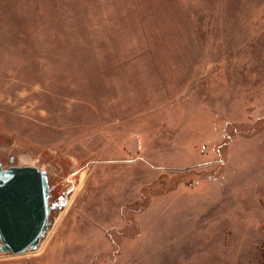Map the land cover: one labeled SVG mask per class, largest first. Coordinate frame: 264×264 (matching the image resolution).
I'll use <instances>...</instances> for the list:
<instances>
[{
    "label": "rangeland",
    "instance_id": "1",
    "mask_svg": "<svg viewBox=\"0 0 264 264\" xmlns=\"http://www.w3.org/2000/svg\"><path fill=\"white\" fill-rule=\"evenodd\" d=\"M15 160L49 238L0 264H264V0H0Z\"/></svg>",
    "mask_w": 264,
    "mask_h": 264
},
{
    "label": "water",
    "instance_id": "2",
    "mask_svg": "<svg viewBox=\"0 0 264 264\" xmlns=\"http://www.w3.org/2000/svg\"><path fill=\"white\" fill-rule=\"evenodd\" d=\"M46 180L35 168L0 171L1 250L19 254L34 250L46 230Z\"/></svg>",
    "mask_w": 264,
    "mask_h": 264
},
{
    "label": "bare ground",
    "instance_id": "3",
    "mask_svg": "<svg viewBox=\"0 0 264 264\" xmlns=\"http://www.w3.org/2000/svg\"><path fill=\"white\" fill-rule=\"evenodd\" d=\"M19 161H21V160H19ZM25 167H32V168H35L36 169V167H33V166H18L16 160L12 164L7 163L6 165H1V163H0V171H2V172H5V171L10 170V169L25 168ZM63 199H64V197H63ZM58 208H61V205H59ZM46 224H47V221H46ZM43 232L44 233L40 236L39 243L36 245V248L32 251V254H37L38 252H40L42 250V248L44 247V245L46 244V241L49 238L48 226H47L46 230H44ZM1 245L2 244H1V240H0V247H1ZM10 254H12V253H10Z\"/></svg>",
    "mask_w": 264,
    "mask_h": 264
},
{
    "label": "crops",
    "instance_id": "4",
    "mask_svg": "<svg viewBox=\"0 0 264 264\" xmlns=\"http://www.w3.org/2000/svg\"><path fill=\"white\" fill-rule=\"evenodd\" d=\"M141 55H142V54H141ZM141 55H140V56H141ZM137 69H138V68H137ZM138 70H139V69H138ZM148 70H149V71H148ZM139 71H140V70H139ZM145 71H148V73L151 72V70H150V66H149V68H146ZM139 79H140V78H136V77H135L134 80H133V82H134L135 85H136V90L141 92L142 89H140L139 87H140V86L143 87V86H145V85H144V84H141V83H138V81L140 82ZM151 80H152V81H151ZM162 82H163V84H164V87H163V91H162L161 93L163 94V96H164V95H165V96H166V95H169V94H170V90H169V89L165 90V87L168 86V83L170 84V80L167 81V79H166L165 77H163ZM172 82H173V79H172ZM159 83H160V82L158 81V79H154V78L152 79V77H148V83L146 84V87H147V86H158ZM137 87H138V88H137ZM156 91H157V92H160V89H157ZM136 93H137V92H136ZM159 104H160V103H159ZM160 105H163V104H160ZM122 106H123V104H121L120 108L123 109Z\"/></svg>",
    "mask_w": 264,
    "mask_h": 264
}]
</instances>
